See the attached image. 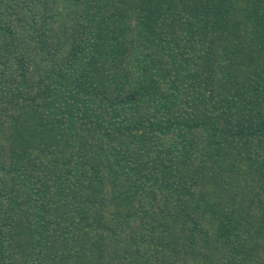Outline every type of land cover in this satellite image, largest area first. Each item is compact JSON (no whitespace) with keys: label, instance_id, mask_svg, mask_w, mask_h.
Returning a JSON list of instances; mask_svg holds the SVG:
<instances>
[{"label":"trees","instance_id":"1","mask_svg":"<svg viewBox=\"0 0 264 264\" xmlns=\"http://www.w3.org/2000/svg\"><path fill=\"white\" fill-rule=\"evenodd\" d=\"M0 264H264V0H0Z\"/></svg>","mask_w":264,"mask_h":264}]
</instances>
